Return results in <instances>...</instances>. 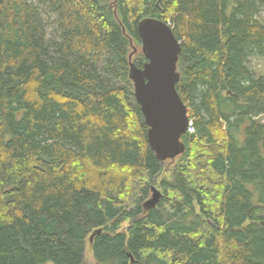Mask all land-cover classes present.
Listing matches in <instances>:
<instances>
[{
  "label": "trees",
  "instance_id": "16d2710c",
  "mask_svg": "<svg viewBox=\"0 0 264 264\" xmlns=\"http://www.w3.org/2000/svg\"><path fill=\"white\" fill-rule=\"evenodd\" d=\"M263 13L264 0H0V264H89L88 250L91 264H264V75L250 64ZM145 17L180 42L193 126L164 161L128 76ZM152 186L163 195L146 207Z\"/></svg>",
  "mask_w": 264,
  "mask_h": 264
},
{
  "label": "water",
  "instance_id": "95a60500",
  "mask_svg": "<svg viewBox=\"0 0 264 264\" xmlns=\"http://www.w3.org/2000/svg\"><path fill=\"white\" fill-rule=\"evenodd\" d=\"M137 31L146 61L140 67L132 61L135 47L128 56V76L133 83L134 98L148 127L150 149L161 161L174 159L184 152L181 137L189 121L188 109L176 89L180 79L177 71L180 42L167 23L154 17L140 19ZM151 191L146 207L155 206L162 196L154 186Z\"/></svg>",
  "mask_w": 264,
  "mask_h": 264
},
{
  "label": "rangeland",
  "instance_id": "374dc122",
  "mask_svg": "<svg viewBox=\"0 0 264 264\" xmlns=\"http://www.w3.org/2000/svg\"><path fill=\"white\" fill-rule=\"evenodd\" d=\"M262 17L264 18V13L262 14ZM250 64L253 66L257 74H263L264 75V56H254L250 60ZM262 121H264V115L260 117ZM160 190V189H159ZM161 191V190H160ZM162 192V191H161ZM150 196V195H149ZM87 254V261L89 264L94 263V259H92L91 252L88 250ZM51 264V263H46Z\"/></svg>",
  "mask_w": 264,
  "mask_h": 264
},
{
  "label": "bare ground",
  "instance_id": "6f19581e",
  "mask_svg": "<svg viewBox=\"0 0 264 264\" xmlns=\"http://www.w3.org/2000/svg\"><path fill=\"white\" fill-rule=\"evenodd\" d=\"M167 23H169V24H171L170 22H167ZM46 29L49 31V32H52V26H50L48 23L46 24Z\"/></svg>",
  "mask_w": 264,
  "mask_h": 264
},
{
  "label": "built area",
  "instance_id": "2783aa9c",
  "mask_svg": "<svg viewBox=\"0 0 264 264\" xmlns=\"http://www.w3.org/2000/svg\"><path fill=\"white\" fill-rule=\"evenodd\" d=\"M192 128H190V130H191Z\"/></svg>",
  "mask_w": 264,
  "mask_h": 264
}]
</instances>
